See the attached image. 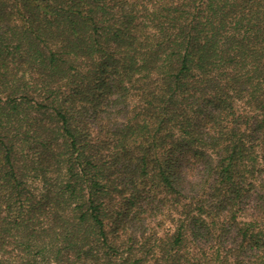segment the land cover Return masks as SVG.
I'll return each mask as SVG.
<instances>
[{"label":"trees","instance_id":"16d2710c","mask_svg":"<svg viewBox=\"0 0 264 264\" xmlns=\"http://www.w3.org/2000/svg\"><path fill=\"white\" fill-rule=\"evenodd\" d=\"M0 264H264V0H0Z\"/></svg>","mask_w":264,"mask_h":264}]
</instances>
